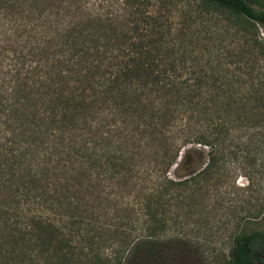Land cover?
<instances>
[{
    "label": "trees",
    "instance_id": "1",
    "mask_svg": "<svg viewBox=\"0 0 264 264\" xmlns=\"http://www.w3.org/2000/svg\"><path fill=\"white\" fill-rule=\"evenodd\" d=\"M256 25L263 0H0V264L159 263L187 249L158 239L176 221L163 211L227 164L264 177ZM188 144L205 165L170 177ZM104 203L138 210L143 232L104 237ZM257 214L232 233L227 264H264ZM112 237L122 259L104 253Z\"/></svg>",
    "mask_w": 264,
    "mask_h": 264
},
{
    "label": "rangeland",
    "instance_id": "2",
    "mask_svg": "<svg viewBox=\"0 0 264 264\" xmlns=\"http://www.w3.org/2000/svg\"><path fill=\"white\" fill-rule=\"evenodd\" d=\"M88 1L94 6L98 3L105 4V0ZM256 29L258 35L264 39V27L256 25ZM242 54H245L243 50ZM260 63L263 64L261 70H264V59ZM229 68L232 70L233 65ZM242 69L249 70L247 65ZM262 76L264 79V75ZM242 78L248 79V74H242ZM242 94L247 95V92H241ZM261 156L264 165V153ZM205 163L206 149L188 144L179 150L175 163L169 168L168 175L175 179L185 178L199 171ZM237 165L227 164L226 168L230 171L226 177L213 173L208 178L201 179L199 185L206 186L208 190L206 193L202 190L198 199H189L190 205L171 207L172 211H170L171 208H166L169 211H161L163 214H157V217L162 214L166 218L173 213L176 215L175 222L166 219V224L158 239L165 240L179 236L185 241L187 249L167 255L163 262L146 261V264H227L232 233L241 224L250 228L258 227L259 215L253 217V213L264 208V177L251 173V169L247 167L239 169ZM119 200L123 202V200L135 201L136 199L131 193ZM121 207L119 204L109 207L105 203L101 206L99 220L104 237H109L114 235L112 234L114 231L120 232L124 229L130 237L143 232V216L139 214V211H123ZM123 242L121 237L114 238V242L104 249L106 256L111 259H122L128 250Z\"/></svg>",
    "mask_w": 264,
    "mask_h": 264
}]
</instances>
